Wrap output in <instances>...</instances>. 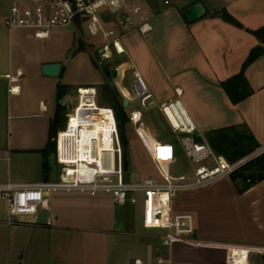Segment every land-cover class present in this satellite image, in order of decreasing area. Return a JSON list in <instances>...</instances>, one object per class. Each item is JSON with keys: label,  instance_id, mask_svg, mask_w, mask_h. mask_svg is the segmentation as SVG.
<instances>
[{"label": "crops", "instance_id": "crops-1", "mask_svg": "<svg viewBox=\"0 0 264 264\" xmlns=\"http://www.w3.org/2000/svg\"><path fill=\"white\" fill-rule=\"evenodd\" d=\"M196 1L206 5L208 14L188 23L182 10ZM176 3L149 14L152 28L148 32L142 33L136 25L140 32L134 33V44L122 43L133 62L129 65L133 86L135 75L141 74L153 94L151 106L178 99L207 141L218 130L246 134L254 147L249 154L264 145V53L244 71L253 90L249 97L234 103L221 84L241 73L253 49L264 48L253 33L264 26V0ZM3 13L0 8V185L56 182L60 169L50 166L52 159L58 164L56 132L66 123L69 104L73 107L76 101L77 105L73 94L82 86L99 85L102 76L93 66V78L84 81L73 76L74 67L86 64L85 56L89 57L77 48L69 59L78 39L74 31L57 30L50 39L38 40L31 30L6 28ZM52 62L62 63L56 78L42 73V66ZM126 66L118 68L116 80L122 103L134 97L122 86ZM4 205L3 223L8 224ZM182 209L179 205L177 210ZM40 211L49 213L47 224L39 225L36 217H30L14 225H23L36 238L30 251L21 254V263L36 257L39 264L46 259L54 264H135L137 259L156 264L159 255L169 254L174 264H226L225 246L264 249V180L245 188V244L211 239L200 223L195 238L203 245L176 243L166 248L161 231L155 230L159 239L154 231L144 233L138 255L125 262L119 256L120 247L136 234L130 205L119 206L108 194L59 191L48 195Z\"/></svg>", "mask_w": 264, "mask_h": 264}, {"label": "built area", "instance_id": "built-area-1", "mask_svg": "<svg viewBox=\"0 0 264 264\" xmlns=\"http://www.w3.org/2000/svg\"><path fill=\"white\" fill-rule=\"evenodd\" d=\"M150 1L116 0L113 3V0H0V8L4 10L3 23L6 28L31 30L38 40L50 39L57 30L70 27L78 29V23H81L89 37L115 36L114 49L123 53L125 50L117 49V44L121 43L117 31L108 26L123 23L132 25L138 16L139 30L142 33L148 32L152 28L148 14ZM156 1L161 7H166L177 0ZM93 17L96 19L93 20ZM92 27L95 28L94 34ZM110 53V44H106L102 55L108 58ZM134 90L135 95L127 99L126 107L138 100L142 108L153 104V94L139 73L135 75ZM89 98L93 101H88L87 105L85 99ZM159 109L167 117L178 146L190 161V172L180 176L172 175L171 166L178 161L176 144L152 136L145 129L143 112L134 109L128 113V119L148 153L155 173L145 175L140 172L137 182L127 180L129 173L125 170V162L129 160L125 156L117 113L112 106L98 104L96 86H82L78 89V102L73 116L54 137L57 162L61 166L59 180L37 185H0V199L5 202L8 210V224L15 225L27 218L36 217L48 195L54 192H80L92 196L108 194L119 206L137 204V195L142 193L143 226L161 231L162 246L170 248L176 243L203 245L195 238L194 215L191 212L176 211L174 198L180 192L202 188L234 176L247 164L264 155V145L230 161L224 155L217 154L204 137L202 142L196 140L199 134L197 127L178 99L159 106ZM224 248L227 251L226 264H235L232 250L229 246ZM247 249L249 264H264L263 248ZM135 264L143 263L137 259ZM156 264L174 262L169 254H161L157 257Z\"/></svg>", "mask_w": 264, "mask_h": 264}, {"label": "rangeland", "instance_id": "rangeland-1", "mask_svg": "<svg viewBox=\"0 0 264 264\" xmlns=\"http://www.w3.org/2000/svg\"><path fill=\"white\" fill-rule=\"evenodd\" d=\"M177 3H173L170 6H174ZM170 6H162L158 4L156 0L150 1V8L148 14L157 11L159 8L165 9ZM134 19V23L121 24V25H109V29H115L117 35L120 37L121 43H132L134 33L140 31L137 30L136 25L140 26V20ZM138 19V20H137ZM0 19V23H1ZM139 28V27H138ZM68 31L75 32L77 39L76 46L68 56L71 59L73 53L77 48L83 47L82 50L88 53L89 57L85 56L86 64H77L73 70V76L77 80L87 81L93 78L92 73L95 68L100 74L102 80L100 84L96 85L98 88V104L101 106H112L116 113L120 112L119 128L122 139H125L126 151L129 160L127 180L131 182H137V176L140 172L145 175L154 174L153 164L146 152L143 144L135 133L134 126L128 120V113L134 109H139L144 114L145 129L156 139H167L176 144L178 161L171 166V173L174 176H180L191 171V164L186 157L184 151L178 146L175 140L170 124L167 121V117L162 113L158 106H148L142 108L139 100L133 101L130 106L126 107L121 102V93L118 88L117 78L112 76V69L119 68L122 65H128L124 68L127 77L123 80L122 86L126 87L130 93L134 96L135 90L132 83L133 75L131 76L130 64H133L129 49L124 48L123 53H118L113 46L115 36L103 38L89 37L84 29H75L70 27ZM67 31V32H68ZM59 44V43H58ZM106 44H110L111 53L108 58H104L102 55V49ZM122 44V46H123ZM124 47V46H123ZM135 57V56H134ZM91 62V64H90ZM82 66V67H80ZM88 66V67H86ZM94 68H93V67ZM131 68V69H130ZM109 71L110 74H107ZM124 75V74H123ZM121 75V78L123 77ZM121 78L118 80L121 83ZM78 97V93L73 94ZM72 102V101H71ZM70 107L65 122L73 116L74 107ZM64 127V126H63ZM212 134H210L211 136ZM214 135V134H213ZM209 139V138H207ZM50 166L52 170L56 167L61 168L54 159L51 160ZM57 177V181H58ZM245 188L246 184L240 178L234 180L233 176L223 178L217 182H214L208 186L198 188L191 191H184L177 194L174 198L175 202L183 209L179 212L191 211L194 213L195 225L199 229L200 223L203 225L202 229L206 236L211 239L221 242H234L245 244ZM138 203L130 205L136 216V234L131 235L125 242L122 243L119 256L122 260L130 261L138 255V247L142 242V235L147 232H153V236L159 239V232L153 229H145L142 223V202L143 194L137 195ZM5 202L0 200V264H39L38 258L34 257L29 262H20L21 254H26L30 251V245L36 241L33 233L25 231V227L8 225L3 223L7 216L4 210ZM174 208L176 211L179 209V205ZM6 209V208H5ZM25 231V234L23 233ZM32 248V247H31ZM41 264H54L51 259H46ZM256 264H262L257 262Z\"/></svg>", "mask_w": 264, "mask_h": 264}, {"label": "trees", "instance_id": "trees-1", "mask_svg": "<svg viewBox=\"0 0 264 264\" xmlns=\"http://www.w3.org/2000/svg\"><path fill=\"white\" fill-rule=\"evenodd\" d=\"M78 29L83 30L81 23H78ZM253 33L264 42V26ZM80 49H83V47ZM263 53V47L258 46L253 49L249 54L241 73L222 82V87L225 89L234 103L241 102L253 93V90L250 88L245 77L244 71L246 70L247 66L253 63ZM119 113L120 112L118 111V121H120ZM213 134L209 136L208 141L213 147L214 151L217 154L224 155L230 161H235L240 157L245 156L254 148L252 147L253 145L251 143L253 142L252 138L246 134L241 135L233 130H218ZM122 140L124 144L125 156L128 160L125 139L123 138ZM233 178L234 180L236 178L242 179V181L246 184V187H250L260 181H263L264 155L247 164L242 170L235 174Z\"/></svg>", "mask_w": 264, "mask_h": 264}, {"label": "water", "instance_id": "water-1", "mask_svg": "<svg viewBox=\"0 0 264 264\" xmlns=\"http://www.w3.org/2000/svg\"><path fill=\"white\" fill-rule=\"evenodd\" d=\"M182 14L184 18L187 20L188 23H195L196 21L200 20L204 16L208 14V10L206 5L202 1H196L187 7H185L182 10ZM122 20L125 22V17L122 15L121 16ZM62 70V63L60 62H52V63H46L42 66V73L44 76L47 77H52L56 78L60 75ZM107 74H110L109 71H106ZM112 76L114 78H117L119 73H118V68L112 69ZM65 99L62 98L60 100L61 104L65 103ZM123 104L127 106V99H124ZM196 140L199 142L203 141V138L200 134L196 136ZM129 162H125V170H128ZM48 174H49V169L46 168L45 170V181L48 180ZM49 221V213L46 211H40L37 216H36V223L39 225H45ZM263 262H264V255L262 256Z\"/></svg>", "mask_w": 264, "mask_h": 264}, {"label": "bare ground", "instance_id": "bare-ground-1", "mask_svg": "<svg viewBox=\"0 0 264 264\" xmlns=\"http://www.w3.org/2000/svg\"><path fill=\"white\" fill-rule=\"evenodd\" d=\"M119 48L121 51H124L123 46L121 43H119ZM86 103L88 105V101H93L92 99L89 98L85 99ZM93 104V102L91 103ZM102 130V129H100ZM105 134L107 135L108 133L105 132ZM229 248L232 250V257H233V261L235 262V264H249V260L247 258V253L249 252L248 249L244 246H229Z\"/></svg>", "mask_w": 264, "mask_h": 264}, {"label": "clouds", "instance_id": "clouds-1", "mask_svg": "<svg viewBox=\"0 0 264 264\" xmlns=\"http://www.w3.org/2000/svg\"><path fill=\"white\" fill-rule=\"evenodd\" d=\"M115 2H116V0H113V3H115ZM97 6H98V5H97ZM95 19H96V18L93 17V20H95ZM91 30L93 31V34H94V32H95V28L92 27ZM117 49L120 50V48H119V44H117Z\"/></svg>", "mask_w": 264, "mask_h": 264}]
</instances>
